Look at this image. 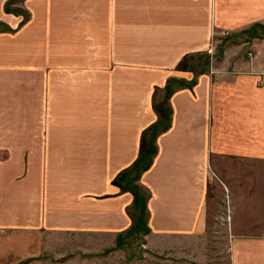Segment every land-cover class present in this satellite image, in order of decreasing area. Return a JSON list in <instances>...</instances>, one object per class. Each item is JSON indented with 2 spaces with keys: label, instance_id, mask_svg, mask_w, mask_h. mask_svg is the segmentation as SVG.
<instances>
[{
  "label": "crops",
  "instance_id": "obj_1",
  "mask_svg": "<svg viewBox=\"0 0 264 264\" xmlns=\"http://www.w3.org/2000/svg\"><path fill=\"white\" fill-rule=\"evenodd\" d=\"M0 28V264H42L47 238L114 247L138 212L112 182L160 103L132 181L145 253L185 264L206 228H248L229 264H264V35L243 36L264 0H0Z\"/></svg>",
  "mask_w": 264,
  "mask_h": 264
},
{
  "label": "rangeland",
  "instance_id": "obj_2",
  "mask_svg": "<svg viewBox=\"0 0 264 264\" xmlns=\"http://www.w3.org/2000/svg\"><path fill=\"white\" fill-rule=\"evenodd\" d=\"M14 16L21 17V23L26 19V15L21 12L13 11L14 9H8ZM1 29V28H0ZM257 28L251 29L248 32L243 33V36L251 38L252 36L264 35V29H260L257 33ZM241 36V37H243ZM211 52V50L209 51ZM219 52V51H218ZM216 53L212 52L211 55L202 53L197 56H191L182 61V64L187 65L183 67L192 71L197 70L203 66V62L208 58V63L214 61ZM206 57V58H205ZM190 59V60H189ZM132 175V174H131ZM130 175V176H131ZM129 180V179H128ZM128 183V182H127ZM127 183H122L124 186ZM131 186L132 182L128 183ZM126 185L129 188V185ZM141 193L144 194V190L140 189ZM144 219V218H143ZM217 221L215 224H227V218L220 219L215 218ZM141 225L132 224L131 228H137L136 230L128 232V234H122L120 240V246L117 247V240L114 242V247L110 249H104L102 247L93 246L90 243L78 241L73 237H67L64 240H53L47 238L44 241V250L42 264H168L166 262V256L152 257L145 253L142 248V236L144 229L143 222ZM221 226V225H220ZM249 232L248 228H206L204 236L201 238L200 245L193 250V254L188 256L185 264H229L230 260V240L234 234L247 235ZM203 244V245H202ZM176 264L180 261L176 260ZM182 264H184L182 262Z\"/></svg>",
  "mask_w": 264,
  "mask_h": 264
},
{
  "label": "trees",
  "instance_id": "obj_3",
  "mask_svg": "<svg viewBox=\"0 0 264 264\" xmlns=\"http://www.w3.org/2000/svg\"><path fill=\"white\" fill-rule=\"evenodd\" d=\"M7 11L8 10L6 9V12ZM186 58H190V57H186ZM186 58H183L182 61ZM182 61H180L178 65V69H185L184 67H187V65H189V64L187 65L182 64ZM207 63L208 60L205 59L203 65H206ZM189 68L192 69V67ZM169 92H170L169 88H166V96L169 94ZM153 109L157 116V120L154 123V125L150 126L149 128H147L142 132L136 159L128 169L120 172L112 182L113 185H115L116 187H120V189L127 191L131 195L132 205L134 209L138 212L137 217L134 220V223L136 225H141L142 224L141 222H143V216H144L143 209H144L145 198L144 195L138 191L136 186H131L128 183L134 181L138 177L140 172L148 168L151 157L155 152L153 146L154 137L156 136L157 133L164 131L168 125V110L164 107V105L162 103L156 104L154 105ZM122 183H127L129 185V188L126 186L127 184L122 186ZM136 229L137 228H131L130 231ZM130 231L128 230L125 234H128V232ZM141 231L144 234L146 232V228L141 229ZM120 240H121V234L118 235L117 237V247L120 246Z\"/></svg>",
  "mask_w": 264,
  "mask_h": 264
}]
</instances>
